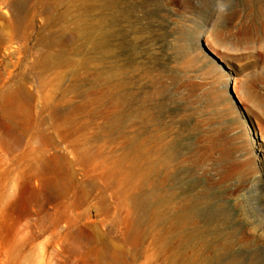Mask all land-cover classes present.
<instances>
[{
  "label": "rangeland",
  "instance_id": "obj_1",
  "mask_svg": "<svg viewBox=\"0 0 264 264\" xmlns=\"http://www.w3.org/2000/svg\"><path fill=\"white\" fill-rule=\"evenodd\" d=\"M17 1L0 0V89L27 76L34 122L14 131L0 108V264H104L93 227L123 247L133 210L104 177L130 140L145 192L234 233L220 263L264 264V0H87L54 22L29 0L21 25ZM41 35L70 39L69 65L30 71ZM149 242L135 264H161Z\"/></svg>",
  "mask_w": 264,
  "mask_h": 264
},
{
  "label": "bare ground",
  "instance_id": "obj_2",
  "mask_svg": "<svg viewBox=\"0 0 264 264\" xmlns=\"http://www.w3.org/2000/svg\"><path fill=\"white\" fill-rule=\"evenodd\" d=\"M27 1L29 0L15 2L16 8L20 10L17 16L18 25H21L24 21L23 13L27 10ZM33 1L31 9L36 13L40 11L47 13L48 22H54L57 17H68L73 13H76V16L80 18L86 15L87 0ZM61 5L62 7L65 6V9L56 16L54 10ZM4 14L7 13L4 12ZM78 36H80V33L75 30L73 37ZM8 38H10V35L5 36L2 40L0 39V47L3 40L6 42ZM67 38L69 37L67 36ZM58 40L53 42L45 35H41V38L37 39L36 45L40 47V50H35L37 56L35 63L30 66V71L36 66L41 67L42 71H49L61 65H69L68 59L62 53L63 48L61 46L68 45L70 39L65 41V39L59 38ZM28 82V77L22 76L17 81L13 80L12 83H8L0 89L1 115L5 116L9 128L14 131H27L34 122L31 116V107L34 105L32 102L35 93L27 90ZM51 116H59L56 107L52 108ZM64 118L66 121L70 120L68 116ZM105 118L107 117L105 116ZM19 120H21V127H19ZM127 145L132 153H130L131 158L126 159L125 154H122L121 157L112 162L113 167L107 169L104 178L117 177L119 181L116 186L120 196L123 197L124 201L129 200L131 203L132 221L123 242L129 249L125 248L124 245L122 247L108 244L105 237L98 232L96 227H93L92 231L86 235L87 239L93 240L97 246H100L97 253L99 259H103L104 264H135L136 260L141 257L144 242L148 239L150 241L149 245L156 250L153 258L160 259L161 264H222L220 259L226 256L231 248V241L228 236H232L234 233L219 232L205 222V224L199 225L198 221L190 214L187 205L173 203L174 200L170 199L164 200L157 193V188L145 192L144 180L149 171H152V166L142 169L139 165L138 162L143 150L141 145L134 144V141L131 140L127 142ZM124 161L129 162V166L125 170L123 167ZM81 162L92 164L91 160L86 157H82ZM56 167L63 174L66 172L67 166L60 157L57 159ZM89 186L91 189L88 191L80 189V196L73 198L70 203L72 207L81 206L84 203L89 192L95 189V183L92 182ZM58 187L57 183L56 188ZM68 189V186L64 185L59 194L63 195ZM210 219L209 216L207 220ZM144 224H149L148 232L142 231L141 227ZM83 236L85 234L75 237L78 240L83 239ZM226 264H237V262L230 259Z\"/></svg>",
  "mask_w": 264,
  "mask_h": 264
},
{
  "label": "water",
  "instance_id": "obj_3",
  "mask_svg": "<svg viewBox=\"0 0 264 264\" xmlns=\"http://www.w3.org/2000/svg\"><path fill=\"white\" fill-rule=\"evenodd\" d=\"M213 57H214V56H213ZM214 59H216V61L219 62V63L221 64V62H220L217 58L214 57Z\"/></svg>",
  "mask_w": 264,
  "mask_h": 264
}]
</instances>
